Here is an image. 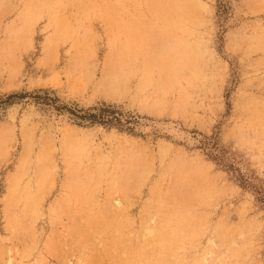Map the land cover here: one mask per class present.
Returning <instances> with one entry per match:
<instances>
[{"label":"rangeland","instance_id":"rangeland-1","mask_svg":"<svg viewBox=\"0 0 264 264\" xmlns=\"http://www.w3.org/2000/svg\"><path fill=\"white\" fill-rule=\"evenodd\" d=\"M12 93L0 264H264V0H0Z\"/></svg>","mask_w":264,"mask_h":264},{"label":"trees","instance_id":"trees-1","mask_svg":"<svg viewBox=\"0 0 264 264\" xmlns=\"http://www.w3.org/2000/svg\"><path fill=\"white\" fill-rule=\"evenodd\" d=\"M26 96L27 95L22 93L8 94L3 99L0 98V105L2 103L12 104L14 99H22ZM33 97L41 98L39 95H35ZM43 100L47 102L51 101L54 104L57 99L46 96V99ZM55 106L60 110L63 108L68 110L69 113L78 120L79 126L102 125L107 127H116L122 131L129 132L132 129L131 125L135 124L138 119V116L126 114L123 111L119 110V108H117L116 106L105 103H101L100 105L94 106L88 110L68 109L67 107H64V105ZM123 126L125 129H123ZM206 140L207 143L204 144V147L208 148V156L211 158V160L216 162L218 165L226 166L224 165L225 161L221 155V150L218 149L216 143L213 141H209V139ZM250 182V180L245 179V181H240V185L244 187V185L251 184Z\"/></svg>","mask_w":264,"mask_h":264},{"label":"bare ground","instance_id":"bare-ground-1","mask_svg":"<svg viewBox=\"0 0 264 264\" xmlns=\"http://www.w3.org/2000/svg\"><path fill=\"white\" fill-rule=\"evenodd\" d=\"M80 185V184H79ZM150 232V231H149ZM151 233V232H150ZM150 233H148V234H150Z\"/></svg>","mask_w":264,"mask_h":264}]
</instances>
